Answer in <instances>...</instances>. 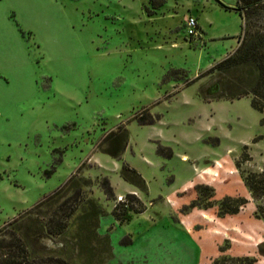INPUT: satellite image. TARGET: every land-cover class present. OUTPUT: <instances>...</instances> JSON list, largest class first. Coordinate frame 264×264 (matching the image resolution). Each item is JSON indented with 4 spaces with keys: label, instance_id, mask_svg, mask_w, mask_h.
I'll return each instance as SVG.
<instances>
[{
    "label": "rangeland",
    "instance_id": "374dc122",
    "mask_svg": "<svg viewBox=\"0 0 264 264\" xmlns=\"http://www.w3.org/2000/svg\"><path fill=\"white\" fill-rule=\"evenodd\" d=\"M238 4L0 0V227L21 237L15 264H264V1ZM226 195L243 198L235 212Z\"/></svg>",
    "mask_w": 264,
    "mask_h": 264
},
{
    "label": "trees",
    "instance_id": "16d2710c",
    "mask_svg": "<svg viewBox=\"0 0 264 264\" xmlns=\"http://www.w3.org/2000/svg\"><path fill=\"white\" fill-rule=\"evenodd\" d=\"M237 1L239 3L238 5L241 8H247L253 4L259 3V1H261V0H237ZM226 59H227V57L219 60L216 64L217 65L221 64V63L225 62ZM122 148H123V145L119 146L117 151L114 150V151H111L108 153L111 154L112 156H115L117 154V152L120 151ZM243 180H244L245 184L249 187L250 190L254 189V185H253V182H251V180H249L247 177H244ZM197 186L198 185H195V187H197ZM103 188L107 194L111 193V188L106 182H104ZM126 195L129 196V193ZM79 199H80L79 195H74V196L70 197L69 199L66 198L62 202V204H60L57 208L53 209V213L51 214V217H53V219L55 221L60 222L62 211H64L67 214H70V212L73 211L75 206L78 204ZM240 199H241V201H243V198H240ZM240 199H238V201H237L236 198L231 197L229 195L222 197V199L219 203V206L223 210L222 212H224V213L225 212H235L236 207H237ZM235 201H237V202H235ZM229 202H234V205L230 206ZM129 205L130 204H128V203L125 205L121 203V207H122L121 209L123 211H125L128 208H130ZM193 205H195V203L193 201H190L187 204V206H193ZM123 217L128 219L130 217V214H125ZM6 224H8V223H6ZM4 246L8 250H7V252H5L3 254L0 251V262H1V264H15L16 262H14L15 261L14 259H16L17 256H19V253H21V251H23V243L21 241V237L18 234H16L14 232V230L8 228V226H5V225L0 227V250ZM227 258L230 260L231 264H252L253 261L255 260V258L253 256H248V255L227 256ZM239 261H243V262L239 263ZM17 263L18 264H67V261L58 255H47V256H44L43 259L42 258H38V259L32 258V259H28V260L23 259V260H19ZM211 264H216V260H213V262Z\"/></svg>",
    "mask_w": 264,
    "mask_h": 264
},
{
    "label": "built area",
    "instance_id": "2783aa9c",
    "mask_svg": "<svg viewBox=\"0 0 264 264\" xmlns=\"http://www.w3.org/2000/svg\"><path fill=\"white\" fill-rule=\"evenodd\" d=\"M186 35L188 37H198L199 36V29L196 23V20L193 16H187L185 23H184ZM125 195H117L116 202H121L122 204H127V199L124 197Z\"/></svg>",
    "mask_w": 264,
    "mask_h": 264
}]
</instances>
